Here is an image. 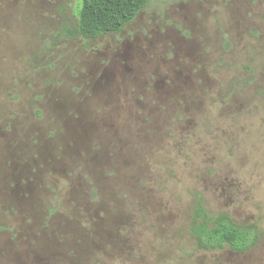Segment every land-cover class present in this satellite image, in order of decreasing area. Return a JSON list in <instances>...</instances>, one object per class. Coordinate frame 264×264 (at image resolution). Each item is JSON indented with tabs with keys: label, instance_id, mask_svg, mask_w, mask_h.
I'll list each match as a JSON object with an SVG mask.
<instances>
[{
	"label": "rangeland",
	"instance_id": "rangeland-1",
	"mask_svg": "<svg viewBox=\"0 0 264 264\" xmlns=\"http://www.w3.org/2000/svg\"><path fill=\"white\" fill-rule=\"evenodd\" d=\"M81 0H0V264H264V0H150L73 37ZM207 211L257 225L196 250Z\"/></svg>",
	"mask_w": 264,
	"mask_h": 264
},
{
	"label": "trees",
	"instance_id": "trees-1",
	"mask_svg": "<svg viewBox=\"0 0 264 264\" xmlns=\"http://www.w3.org/2000/svg\"><path fill=\"white\" fill-rule=\"evenodd\" d=\"M150 0H81L73 37L87 40L120 33L146 8ZM188 232L196 250L214 252L229 248L246 253L255 247L260 233L254 223H238L225 212L207 211L196 194L190 213Z\"/></svg>",
	"mask_w": 264,
	"mask_h": 264
}]
</instances>
